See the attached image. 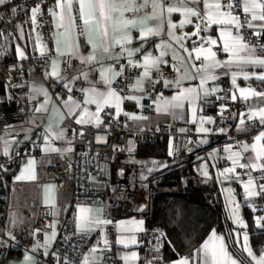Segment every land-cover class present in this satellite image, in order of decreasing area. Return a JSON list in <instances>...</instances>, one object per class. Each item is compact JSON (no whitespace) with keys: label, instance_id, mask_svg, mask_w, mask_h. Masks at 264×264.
Masks as SVG:
<instances>
[{"label":"crops","instance_id":"crops-1","mask_svg":"<svg viewBox=\"0 0 264 264\" xmlns=\"http://www.w3.org/2000/svg\"><path fill=\"white\" fill-rule=\"evenodd\" d=\"M137 2L139 3L141 0H137ZM171 2L177 4L179 3V0H171ZM223 2L226 3L227 0H223ZM56 3L57 0H54L55 9L53 11L58 13L59 9L56 7ZM183 3L188 7L197 9L202 16L205 15L206 10L203 6V0H200L197 4L191 3V0H183ZM74 11L78 12V3L76 0L73 2V15ZM144 13L145 10L141 9L135 13H125V15L139 21L144 16ZM51 18L53 21L52 38L54 40L55 50L51 54L48 65L45 68L37 69L28 64L29 54L40 55L45 53L47 49L46 42L41 32L34 29L32 26L31 16L20 25L17 37L12 43V57L18 60L21 65L28 67L29 70L28 77L30 88L27 94L29 106L27 110V122L10 127L6 134L0 136V153H5V149H7V152L9 153L12 150L11 145L13 140L22 139L30 146H38L41 154L39 155L40 164L37 165L35 162V180L17 179V177L22 174L24 168L28 165L29 160H35L33 156H24L14 167L10 177H8L9 202L2 231L9 237H15L19 233L32 234L36 222V209L40 204L46 203V196L54 198L55 207L51 206L53 207L55 216L42 231L41 240L34 239L28 250L12 247L7 256L0 259V264H35L36 249L42 247L41 245H45L46 238L53 232L57 233L60 218L68 210L69 198L67 195H63L60 192L52 180L44 178L43 167L52 159V153L54 152L51 150L52 148L60 150L69 147L64 139L65 127L70 121V113L76 108L70 112L69 108L66 107V104H71L73 101L81 104L75 115V120H77L83 108H87L89 112L96 111V104L84 103L88 98L87 90L96 88L100 92H105L109 87L114 89L121 97L137 98H125L121 105L122 110L119 112L115 107L108 105L114 110L116 115L125 111L135 126L145 123L151 124L157 121H166L169 123L170 128L184 132L187 135L184 144L180 147L179 153H194H192L188 160L166 169H158L156 168V164H151L152 167L155 168V171L148 175L146 181L147 191L139 198L137 207H127L123 210L114 211L108 206V208H106V206L99 201L77 202L72 208L73 225L76 231H81L79 227V209L89 208L92 209V219L113 220L115 222L116 234L111 238L107 229V224L93 225L91 231H83L90 234L91 243L82 253L80 260L72 264H85L86 258L88 264H104L99 260L100 249L101 247L106 246L112 248L114 255L119 259L120 264H141L144 255V249L139 243L141 231H121L119 225L121 222L142 220L144 222L143 229L146 228L147 223L145 212L148 208V181L154 180L155 177L174 167L184 168V174L181 177L183 185H191L196 181H199V178H207L208 182L206 185L212 186L215 189L213 197L220 205L222 214L221 219L223 223L220 226L210 223L206 226L199 239L193 240L190 238L187 240V238L182 236V238H178L174 243V248H177L176 250H178L179 253L174 257L164 259L163 264H176L177 261L185 257L189 258L190 264H202L199 259V257L202 256V252H198L197 250L202 248V245L208 240L213 230H215L218 235L224 237L228 246V251L232 254L233 258L238 261V264H255V261L247 256V252L242 251V239L243 233L245 232L248 234L249 244L252 247L250 243V231L248 229L249 222H253L257 226H263L261 222L257 223V221L253 220L251 217V206L258 197H253L251 199L245 197L244 183L249 179L247 173L249 171L251 172V169H242V173L240 174L230 173L227 178L221 176L220 173L223 172L224 169L233 166L232 161L228 159L231 153L225 151L226 147L231 146L232 152L240 151L242 153L243 158L241 159V163H247L248 157L255 155L251 151L244 152L242 145H251L255 142V136L261 131H264V125L260 124L259 117L252 118L258 125L256 129H252L249 121H245V123L241 125V120L236 122L235 126L229 128V130H233L244 137L243 142L239 145H236L232 138L226 137L223 134L227 128L223 126H215L213 122L209 123L208 118H211L212 120V114L220 105L216 79L209 80L206 84V87L210 90V94L206 97L201 95L196 101L195 108L197 120L195 123L192 121L193 105L187 101H185L183 109H170L168 112L157 111V107L161 103V97L171 99V97L176 95L182 88L197 87L199 85V78L196 80L187 78L182 79L179 88L175 83L185 72L191 75H198L196 69L193 68L192 65H196L198 68L201 64V60L195 59L196 54L193 51L194 47H199L203 44L205 48L212 47L213 51L217 54V60L225 62L230 59V54L225 53L222 50L223 42L219 40L220 26L212 25L208 27L207 30L201 28L200 35L195 36L192 35V33L196 31L195 25L199 24V20L196 17H191L190 19L193 21L192 24H186L183 28L177 27L175 29V34L177 36H183L185 33L188 34L183 41L184 49L188 50L185 51L180 48L175 40L167 35V32L170 31L167 19L170 18L173 23L179 25L180 21L184 19V16L180 12H174L168 17V14L165 13L163 33L159 37H149L145 41L139 39L140 33L138 29L131 27L127 29L132 37V42L130 44H125L123 48H139V52L129 56L127 51H123L122 47L120 45H115L113 41V36L119 38L123 33L119 31L115 33L110 32V36L103 40H101L99 36L94 37L98 44L95 52L97 59L95 61H88L86 58L93 54V48L91 44L87 42V35L80 34L82 28L78 30V27H76L70 30V42L74 43L75 47L69 48L65 43L67 35L65 34V29L63 27H58L59 20L52 15V12ZM80 22L82 24L81 20ZM64 23L65 25L68 24L67 18ZM156 23V21H150L149 26H155ZM255 23L260 22L257 21ZM233 31L235 32V30ZM37 37H39V40ZM201 37H212L217 39L218 43L215 46L209 45L205 42L193 45V41L201 39ZM162 41L166 42L169 46L164 49L158 48L157 45L161 44ZM41 46L45 49L43 53L40 51ZM57 47L60 49L59 52L57 51ZM104 47L109 48L108 53L103 51ZM18 49L23 50L26 58H20ZM162 50L166 52V55L161 58L165 63H161L159 66L169 68L171 74L168 78L158 81L154 91V109L148 114H143L141 106L143 105L144 87L149 77L143 76L144 69L138 65L143 64V57L145 55L151 54L153 57H159ZM189 52L192 53L191 57L188 55ZM67 55L73 56L77 62L68 72H63V61L64 57ZM174 56L176 57L175 59ZM123 60L128 62L131 61V63L135 64L140 71V74L136 76L132 86L125 96H122L118 89L105 84L101 77V72L105 69L111 68L113 72H120L119 65ZM53 61L56 62L58 67V77L51 75ZM176 67H179V72L175 70ZM152 69H150V71ZM226 69L228 70L231 83V95L233 96V94H235L237 97L236 99L243 102L246 111L252 117L253 111H258L259 109L264 108V97H250L248 100H244L240 97L239 89H254L257 92H264V81L256 79V76L264 74V68L234 63L228 65ZM210 72L214 74V69H210ZM233 73L236 74L235 85L232 83ZM245 73L250 77L247 80L244 79ZM109 75H112V73H109ZM141 79H143V91L134 87L136 82ZM166 82H168L167 86ZM212 89H216V91L211 92ZM45 91L47 92V96L44 95ZM73 92H77L79 97H75ZM42 105L46 110L37 111ZM173 112H175V115L172 114ZM133 116L144 118L133 119ZM201 117L204 118L203 127L208 129L207 132L199 131V128L201 127ZM50 126L52 132L59 133L63 130V138L56 139L51 133L47 132L46 130ZM46 136L48 138L47 140L45 139ZM46 147L48 148L47 151H45ZM205 171L208 173L207 176L203 174ZM227 188H232L234 190L233 194L236 203L240 205V215L247 227H240L232 219L231 208L234 207V205L228 203L226 192L224 191ZM257 190L259 191V184H257ZM237 233L240 234L239 239L237 238ZM133 236L137 241L135 244L131 243V237ZM104 239H107V245L104 244ZM121 239L125 240L124 244L118 243ZM50 244L47 245V249ZM42 248L45 251V247ZM93 249H96V251L93 252ZM253 251L257 257L264 254V243L260 246L258 251H255L254 249ZM132 252L137 253L138 259L135 261L125 260L124 257L130 255ZM26 257H31V260L26 262Z\"/></svg>","mask_w":264,"mask_h":264},{"label":"built area","instance_id":"built-area-1","mask_svg":"<svg viewBox=\"0 0 264 264\" xmlns=\"http://www.w3.org/2000/svg\"><path fill=\"white\" fill-rule=\"evenodd\" d=\"M227 3V2H226ZM237 7L234 14H238L244 21V13L241 8L242 0H236ZM39 5L40 13L37 14L36 22H32L34 29L41 32L47 49L40 55H28V64L37 69L48 65L51 54L55 50L52 38L53 21L51 12L55 9L54 0H7L0 5V136L6 134L10 127L27 122V110L29 106L28 91L29 70L12 57V43L16 39L20 25L31 16V10ZM15 9V11H13ZM51 10V11H50ZM76 25L81 29L77 11ZM202 29L206 27V21L198 19ZM253 29L244 26L240 29L246 43L264 44V37L252 35ZM195 42V43H194ZM204 43L197 39L193 45ZM259 55V48L257 49ZM77 62L73 56H65L62 66L63 72H68ZM120 75H117L111 86L118 89L125 96L132 86L136 76L140 74L139 68L126 60L120 62ZM171 71L165 66H159V71L153 68L144 87V98L141 111L148 114L153 111L154 91L159 80L168 78ZM217 77L218 94L220 105L212 114L215 126L227 128L223 134L233 139L236 145L243 142L244 137L233 130L239 120L249 121L252 129L258 125L246 111L243 102L233 100L231 95V83L226 67L214 69ZM79 97L77 92H73ZM81 106V104H79ZM76 108L69 115V123L65 127L64 139L68 144L67 149H60L52 153V159L43 167L44 178L52 180L63 195L69 198V207L60 218L58 231L52 240L47 253L42 247L35 251V264H72L80 260L82 253L91 243V236L86 232L75 230L73 225L72 208L77 202H102L106 208L110 207L118 211L117 206L111 207L107 200L113 191L127 193V180L124 185L117 186L112 182V172L117 162H125L127 156L144 157L151 160L161 169H166L189 159L192 153H179L184 144L186 133L170 128L166 121H157L151 124L135 126L125 111L116 115L114 110L105 106L100 112L103 123L98 127L94 123L77 124L75 115ZM167 137L166 152L163 156H140L137 154L139 145L146 142H154L158 136ZM12 150L5 155L0 153V259L7 256L12 247L28 250L32 241L41 240L42 231L55 216L51 204H40L36 209V222L32 234L19 233L14 239L6 236L3 222L7 214L9 202V172L19 163L24 156H33L37 165L40 164L41 151L38 146H30L22 139L12 142ZM70 149V150H69ZM172 155H169V152ZM156 162V163H153ZM166 165V166H165ZM242 173V168H236L235 174ZM257 184L264 183L260 170H251ZM148 178V177H147ZM200 184H206L207 178H199ZM108 206V207H107ZM251 217L257 221L264 218V196L258 197L251 206ZM107 224L108 232L113 238L116 234L115 222ZM260 222L264 226V219ZM140 245L144 249L141 264H163L162 249L164 247L163 232L158 229L145 228L140 233ZM100 262L104 264H120L114 255L112 248L106 246L100 249Z\"/></svg>","mask_w":264,"mask_h":264},{"label":"snow or ice","instance_id":"snow-or-ice-1","mask_svg":"<svg viewBox=\"0 0 264 264\" xmlns=\"http://www.w3.org/2000/svg\"><path fill=\"white\" fill-rule=\"evenodd\" d=\"M7 0H0V5H3ZM73 2L74 0H57L56 7L59 9V12L52 11V15L57 17L59 20L58 27H63L65 29L66 40L65 43L69 48L75 47L74 43H71V34L70 30L77 27L76 25V16L73 15ZM78 3V15L79 19L82 21L80 27L82 28L81 35H87V42L91 44L93 48V54L88 56L86 59L88 61H95L97 59L95 52L98 47L95 36H99L101 40L110 36L111 33L122 32L119 38L113 36V41L115 45H120L123 51H127L129 56L134 55L136 52H139L140 49H127L123 48L125 44H130L132 42V37L127 31L129 27L138 29L140 36L139 39L147 40L149 37H159L163 33L164 22H165V13L168 14V17L171 16L174 12H180L184 16V19L180 21L179 25L173 23L171 19H167V24L170 31L167 32V35L176 41L179 44L180 48L184 49L183 41L188 35L185 33L183 36H177L175 34V29L177 27L183 28L186 24H192L191 17H196L206 21V27L204 30H207L208 27L212 25H219V40L222 43V50L225 53L230 54V59L225 62H221L216 59V52L213 51L212 47L205 48L203 44L199 47H194L193 51L196 56L195 59L201 60L200 66L197 68L196 65H192L196 69L198 75H191L187 72L182 74V76L176 80V86L180 87V82L182 79H191L196 80L199 78V85L197 87H185L182 88L176 95L172 96L171 99L161 97V103L157 107V111L168 112L170 109H183L185 106V101L193 105L192 108V121L196 122V108L195 104L198 98L203 96H208L210 90L206 87V84L209 80H214L217 77L210 72V69H215L218 67H227L231 64H243V65H253L264 68V44L254 45L245 42V39L242 35L239 34L240 29L244 26H247L249 29H253L252 35L262 36L264 35V0H242L240 5L243 13L245 14L244 21H241V18L238 14H234V9L237 7L236 0H227V3H224L223 0H203V6L206 10L205 15L192 7H188L183 3V0H179V3L174 4L171 0H76ZM200 0H191V3L197 4ZM141 9L145 10L144 16L138 21L134 18H129L125 13L131 12L135 13ZM15 11V9H13ZM39 5L31 10V19L32 22H36L37 14L40 13ZM51 11V10H50ZM67 18L68 24L65 25L64 21ZM150 21H156L155 26H149ZM260 23H255V22ZM196 31L192 35L199 36L201 31L200 24L195 25ZM235 30V32L233 31ZM39 40V37H37ZM205 43L209 45H217V39L212 37H201ZM59 43V42H58ZM195 43V42H194ZM166 42L162 41L161 44L157 45L158 48L164 49L168 47ZM259 48V55L257 54V49ZM188 51L187 49H184ZM20 58H26L23 50H19ZM41 53L45 51L44 47L40 48ZM57 51L60 49L57 47ZM103 51L108 53L109 48L104 47ZM166 55L165 51H161L159 57H153L151 54H147L143 57V64L138 65L144 69L143 76H150V69L155 68L159 71V65L165 63L161 58ZM191 57L192 53H188ZM118 58V57H117ZM176 57L174 56V59ZM131 63V61H129ZM182 62V61H181ZM177 72L180 71L179 67H176ZM112 73V75H109ZM119 72H113L111 68L105 69L101 72L102 81L111 85L112 80L115 76L120 75ZM52 76L58 77L59 71L55 61L52 64ZM247 73L244 74V79H249ZM256 79L264 81V74L256 76ZM166 82V86H167ZM232 83H236V74L233 73ZM134 87L140 91H143V79L138 80ZM216 89H212L211 92H215ZM240 97L244 100H248L250 97H264V92H257L254 89H239ZM44 95L47 96V92H44ZM88 98L84 101L85 104H96V111L89 112L87 108H83L80 112L79 118L76 120L77 124H86L94 123L97 127L103 123L100 120L99 113L103 110L105 106L111 105L121 111V105L125 98L127 99H137L136 97H121L114 89L111 87L108 88L105 92H100L96 88L87 90ZM237 97L233 94L232 99L235 100ZM66 107L69 108V111L72 112L75 108H80V105L73 101L71 104H66ZM46 110L42 105L41 108L37 111ZM175 115V112L172 113ZM127 115V113H125ZM259 117L260 124L264 125V108L259 109L258 111L252 112V117ZM133 119H142L144 117H132ZM208 122L212 123L211 118H208ZM241 125L245 123L242 119L240 121ZM201 127L199 128L200 132H207L208 129L203 127L204 118H200ZM245 130V129H241ZM51 133V135L56 139L63 138V130L59 133L52 132L51 126L46 130ZM183 131V130H182ZM47 140V136L45 137ZM7 143V142H6ZM50 143V142H49ZM243 151H251L255 155L248 157L247 163H241L242 153L240 151L232 152V147L228 146L225 148V151L230 152L231 155L228 157L232 161V167L224 169L220 173L221 176L225 178L228 177V174L235 173L236 168L242 169H251V170H260L264 173V131H261L257 136H255V142L251 145L243 144ZM48 148H45L47 151ZM52 151H58L56 148H52ZM70 150V149H69ZM7 149H5V155H7ZM173 153L170 151L169 155ZM156 163V162H153ZM166 166V165H165ZM151 171V169H149ZM205 176L208 175L207 171L203 173ZM249 179L244 183V192L247 199L253 197L264 196V183L259 184V191L257 190V184L251 176V172L247 173ZM18 180L30 179L35 180V160L31 159L28 162V165L24 168L22 174L17 177ZM261 179H264V175L261 176ZM49 191V190H46ZM226 192L227 200L230 205H234L231 208V215L234 222L240 227H247L244 220L240 215V205L236 203L234 190L232 188H227L224 190ZM46 203L51 204L55 207L54 198L51 196H46ZM92 209L89 208H80L79 209V227L81 231H91L93 225L101 224H111L110 220L103 219H92L91 217ZM264 218H258L257 223H260V220ZM143 221H128L121 222L119 227L121 231H143ZM56 233L53 232L50 236L46 238L45 245V254L47 253V245L55 238ZM240 234L237 233V238L239 239ZM14 239V237H13ZM118 243L124 244L125 240L121 239ZM131 243H137L135 237H131ZM104 244L107 245V239H104ZM96 249H93L95 252ZM202 252V256L199 257L202 264H238V261L233 258L232 254L228 251V246L225 242L223 236L218 235L215 230L211 233L208 240L202 245L201 249L197 250ZM242 251L247 252V256L250 257L255 264H264V254L257 255L254 253L253 248L249 244L248 234L243 233L242 239ZM125 260L135 261L138 259L137 253L132 252L130 255L124 257ZM31 260V257H26V262ZM85 264H88L87 258L85 259ZM176 264H190L189 258H181Z\"/></svg>","mask_w":264,"mask_h":264},{"label":"trees","instance_id":"trees-1","mask_svg":"<svg viewBox=\"0 0 264 264\" xmlns=\"http://www.w3.org/2000/svg\"><path fill=\"white\" fill-rule=\"evenodd\" d=\"M167 137L158 136L154 142L141 143L137 154L140 156H163L166 152ZM10 171L8 177L12 174ZM183 167H174L148 181V208L145 212L146 228H158L163 232L164 259L176 256L179 251L175 241L185 237L199 239L207 225L220 226L222 214L218 201L213 197L215 189L199 181L183 185ZM250 243L255 251L264 243V226L249 222ZM182 236V237H181Z\"/></svg>","mask_w":264,"mask_h":264},{"label":"bare ground","instance_id":"bare-ground-1","mask_svg":"<svg viewBox=\"0 0 264 264\" xmlns=\"http://www.w3.org/2000/svg\"><path fill=\"white\" fill-rule=\"evenodd\" d=\"M156 168L161 169L158 166ZM154 169L151 165V160L144 157L127 156L125 162H117L112 172V182H117V186H119L124 185V180H127L128 191L127 193L113 191L107 203L111 207L117 206L118 211L127 207H137L139 198L147 191V177L151 172L155 171Z\"/></svg>","mask_w":264,"mask_h":264}]
</instances>
